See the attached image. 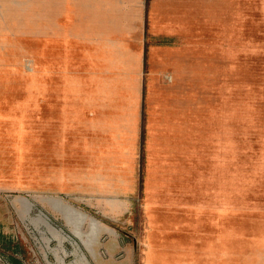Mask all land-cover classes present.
Segmentation results:
<instances>
[{
	"label": "rangeland",
	"instance_id": "374dc122",
	"mask_svg": "<svg viewBox=\"0 0 264 264\" xmlns=\"http://www.w3.org/2000/svg\"><path fill=\"white\" fill-rule=\"evenodd\" d=\"M48 3L0 0V264L218 258L220 235L229 227L228 185L222 184L228 181L223 165L229 164L230 142L235 148L236 258L264 257V0H236L234 22L228 4L218 10V0H206L202 76L196 44L175 43L188 73L180 76L172 99L181 105L182 127L189 132L190 163L196 164L195 149L204 146V199L196 194L201 171L190 168L193 181L181 216L160 219L145 208L143 176L135 195L125 200L127 209L116 217L69 195L62 186L70 173L59 164V154L54 158L47 118L38 153L37 84L44 85L48 99L53 83L52 42L43 40L40 26ZM113 205L108 203L109 211ZM197 205L204 206L203 213Z\"/></svg>",
	"mask_w": 264,
	"mask_h": 264
},
{
	"label": "crops",
	"instance_id": "0c3cea01",
	"mask_svg": "<svg viewBox=\"0 0 264 264\" xmlns=\"http://www.w3.org/2000/svg\"><path fill=\"white\" fill-rule=\"evenodd\" d=\"M218 2V10L228 4L234 22L236 0ZM205 12L206 0H51L42 7L41 35L52 42L53 83L48 99L44 85L37 84L38 153L47 118L54 158L59 154V164L70 173L62 188L86 207L119 216L143 176L146 210L156 219L180 217L193 181L190 168L201 171L196 194L204 199V146L195 149L196 164L190 163L189 132L183 130L181 105L172 91L188 73L175 45L182 39L196 44L202 62L197 73H204ZM203 137L198 133L197 139ZM234 155L230 142L229 164L223 165L228 181L222 184L228 185L229 227L220 235L219 257L153 264H264V257L236 258ZM52 186L55 192V182ZM203 207L196 211L203 213ZM260 250L264 256V242Z\"/></svg>",
	"mask_w": 264,
	"mask_h": 264
}]
</instances>
